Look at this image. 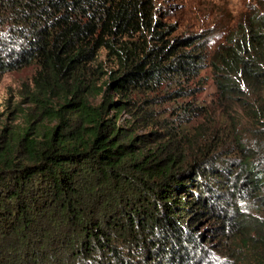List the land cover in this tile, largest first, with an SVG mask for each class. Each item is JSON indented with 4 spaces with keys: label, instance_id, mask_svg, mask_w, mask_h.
I'll return each instance as SVG.
<instances>
[{
    "label": "trees",
    "instance_id": "obj_1",
    "mask_svg": "<svg viewBox=\"0 0 264 264\" xmlns=\"http://www.w3.org/2000/svg\"><path fill=\"white\" fill-rule=\"evenodd\" d=\"M154 7L0 0V264H264V6L211 50Z\"/></svg>",
    "mask_w": 264,
    "mask_h": 264
},
{
    "label": "rangeland",
    "instance_id": "obj_2",
    "mask_svg": "<svg viewBox=\"0 0 264 264\" xmlns=\"http://www.w3.org/2000/svg\"><path fill=\"white\" fill-rule=\"evenodd\" d=\"M264 6V0H155L154 18L172 26L175 37L200 36L209 49L219 45L236 21L251 7ZM101 59L103 69L112 70V65ZM33 70L31 68L0 74V129L4 126L20 125L22 115L17 111L29 86ZM197 100L208 101L214 90L209 71L201 74L196 84ZM123 119L130 120L124 116ZM202 226V227H201ZM200 232L204 235L206 247H211L210 224L203 223Z\"/></svg>",
    "mask_w": 264,
    "mask_h": 264
}]
</instances>
